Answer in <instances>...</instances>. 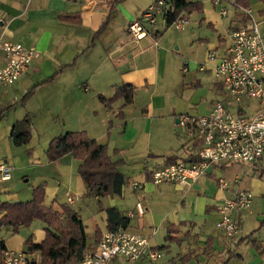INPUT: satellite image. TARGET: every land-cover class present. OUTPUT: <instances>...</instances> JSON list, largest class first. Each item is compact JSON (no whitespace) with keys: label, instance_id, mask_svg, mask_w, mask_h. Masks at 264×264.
Masks as SVG:
<instances>
[{"label":"crops","instance_id":"obj_1","mask_svg":"<svg viewBox=\"0 0 264 264\" xmlns=\"http://www.w3.org/2000/svg\"><path fill=\"white\" fill-rule=\"evenodd\" d=\"M116 1L0 0V38L36 51L23 76L13 85H0V94L4 93L7 98L12 92L19 98L35 87V92L45 90L44 105L39 109L34 107L36 95L31 96L23 102L26 106L18 113L17 121L26 116L44 115L46 107L51 109L53 104L65 107L62 112L57 111L62 126L55 137L66 132L86 131L91 138L106 145L112 159L121 161L119 169L125 176L126 185L130 181L127 172L134 169L140 172L141 180L130 182V190L135 195H131L125 185L120 196L87 197L86 186L79 174L81 161L67 155L50 162L44 147L22 149L28 154L23 168L35 170V183L45 185L44 204L47 207L61 212L62 206L68 205L81 215L88 235L87 252L96 248L101 237L109 231L104 209L117 207L126 216L134 213L128 230L147 236L151 246L163 253L156 261L142 259L133 264H264V159L249 166L241 180L239 175L232 182L226 180L223 172L229 164H225L211 167L192 186L168 183L174 189L169 192L178 195L172 202L173 209L167 210L159 221L156 214L150 215L151 201L145 190L140 191L151 181L152 171L167 165L169 159L189 162L199 150L196 136L190 130L186 129L190 138L187 143L180 140L176 144L172 136L181 138L178 121L185 115L171 102L172 91L179 84L180 74L190 65H183V57L173 55L169 45L173 37L167 33L171 26L163 19H159L157 26L150 28L144 38L135 40L130 36L129 25L140 19L157 0ZM190 1L199 2L202 9L188 16L201 19L195 23L199 29L184 37L191 38L198 49L204 50L205 63H208L209 53H223L231 44V31L240 20V13L227 3L229 17L222 18L214 4L212 10L208 6L213 0ZM250 7L262 25L260 31L264 36V3L250 0ZM65 17L69 20L64 21ZM177 41L181 43L182 37ZM208 64L207 71L213 74L215 63ZM203 81L206 80L197 79L194 83L201 85ZM214 85L217 99L222 96L220 100H224L222 89L218 83ZM124 86L134 90L132 103L126 104L123 97L110 105L101 101V96L114 99ZM215 102L206 104L203 110L199 106L197 111L201 115L207 114ZM109 124H113L112 130ZM10 140L13 144L11 136ZM174 145L178 148L177 153L165 155V146L175 149ZM9 149L4 162L14 168L16 156ZM246 177V188H243ZM220 179L229 183L228 189L220 187ZM25 182H30V178ZM133 183L140 184L141 188L135 190ZM150 188L148 184V190ZM240 189L253 194L252 204L242 213L241 233L229 239L217 229L218 207ZM2 194L0 199L4 201L0 200V206L5 202H25L8 186L0 188ZM69 197L78 200L69 204ZM131 197L136 198V205L131 202ZM4 215L0 214V220ZM29 238L36 244L46 239L42 221H34L30 227H20L17 231L12 226L4 227L0 232V241L9 251L25 253L31 262H39L40 253H26ZM122 262L124 260L119 259L112 264Z\"/></svg>","mask_w":264,"mask_h":264},{"label":"built area","instance_id":"obj_2","mask_svg":"<svg viewBox=\"0 0 264 264\" xmlns=\"http://www.w3.org/2000/svg\"><path fill=\"white\" fill-rule=\"evenodd\" d=\"M232 4L240 13V20L231 31V44L223 51L209 53L208 63H215L213 74L222 89L224 100L214 103L207 114L182 115L178 126L190 130L196 136L199 150L191 161L178 160L162 168L154 169L151 181L155 185L171 183L192 186L213 166L225 164L256 165L264 159V36L259 22L250 6L240 5L234 0H213V4L223 18L229 17L226 4ZM169 6L165 0H157L142 15L132 22L128 31L135 40L144 38L150 28L156 27L159 19L166 21ZM167 22V21H166ZM190 23L188 15H181L171 26L185 30ZM36 51L21 43L0 38V84L12 85L25 73L35 57ZM208 63L200 66V71L208 70ZM256 100L253 108L250 101ZM253 114H249L251 111ZM1 181L12 179L11 168L0 165ZM238 182V180H236ZM222 189L229 183L219 180ZM135 190L140 184L133 183ZM253 194L247 190H237L218 207L220 220L217 229L225 237L239 236L242 227V213L251 208ZM78 198L69 197L74 204ZM130 212L128 217H133ZM163 253L151 246L147 236L118 229L106 232L96 248L87 252L80 264H112L123 259L120 264H133L142 259L156 261ZM0 264H31L25 253L5 250L0 254Z\"/></svg>","mask_w":264,"mask_h":264},{"label":"trees","instance_id":"obj_3","mask_svg":"<svg viewBox=\"0 0 264 264\" xmlns=\"http://www.w3.org/2000/svg\"><path fill=\"white\" fill-rule=\"evenodd\" d=\"M122 1L117 0L115 3ZM165 1L169 6L166 17L169 27L181 15H188L202 9L199 2L190 0ZM259 1L264 3V0ZM234 2L250 6V0H234ZM63 20L68 21L69 18L65 17ZM104 28L105 25L102 30ZM56 75L57 73L48 81ZM35 89L36 87L27 92L24 101L34 94ZM133 96L134 90L124 86L119 89L114 99L103 96L100 99L105 105H110L115 99L123 97L126 104H130ZM32 127L30 116L17 121L10 135L13 144L16 146L29 144L32 138ZM46 155L50 162L58 161L67 155L81 161L79 174L87 189L86 196L89 198L120 196L126 185L125 176L119 169L121 161L113 160L108 154L107 146L91 138L86 131L66 132L53 138L46 150ZM175 161L176 159H169L167 164ZM44 198L45 185H40L33 189L32 198L28 201L3 203L0 206V214L5 213V215L0 220V232L4 227L12 226L17 231L20 227H30L34 221H42L45 224L46 239L41 244L34 243L31 238L26 242V253L41 255L39 262L33 261L31 264H80L88 248V235L81 215L68 205H63L61 212L47 207L44 204ZM104 210L108 216L109 231L128 229L131 223L130 217L124 215L117 207H108ZM168 240L172 238L168 237ZM5 250H8L6 244L0 241V254Z\"/></svg>","mask_w":264,"mask_h":264},{"label":"rangeland","instance_id":"obj_4","mask_svg":"<svg viewBox=\"0 0 264 264\" xmlns=\"http://www.w3.org/2000/svg\"><path fill=\"white\" fill-rule=\"evenodd\" d=\"M209 7L214 9L213 3H209ZM216 11V10H215ZM219 13V12H218ZM220 15V13H219ZM221 16V15H220ZM222 17V16H221ZM223 18V17H222ZM201 18L198 17H190V23L186 26L185 30H178L175 27L169 28L167 33H169L173 37V41H170L169 45L173 55L183 57V65L188 64L190 67H186V71L180 74L179 84L174 88L171 95V102L176 104L179 108L182 109L183 114H189L192 116L201 115L197 109L199 106H202V110L206 108V104L210 105L212 102L222 99L218 97L214 91V83H217L216 77L210 73L209 71L202 72L200 71L201 64L205 63V55L204 50L198 49V46L194 44L189 37H184V35L190 31L198 30L199 25L195 26L196 21H200ZM259 28H262V25H259ZM182 37V42H178L177 39ZM207 78H203L204 76ZM210 75V76H209ZM204 79L203 83L195 84V80ZM3 85V84H0ZM13 85V84H12ZM5 86V85H3ZM45 91V90H44ZM42 90L34 92L35 96V106L37 109L40 108L41 105H44L45 101V93ZM37 93V94H35ZM27 94V93H26ZM25 95H20L17 98L14 93L10 92L8 97H5V94H0V164L5 163L11 168V172L13 170L12 176L13 180L10 182H3L0 178V188L2 189L5 186H8L11 189L12 193L19 195L20 200L27 201L32 198L33 189L38 185L35 183V170H29L27 168H23L24 159L28 156L26 152L22 149L29 148H39L44 147V152L47 150L50 141L55 138L57 134V129H60L62 126L61 117L57 115V111L60 113L65 110V107L62 108L57 104H53L51 109L46 107L44 110V115L35 116L31 115V120L33 123L32 127V138L29 144L23 146H15L11 143L10 134L13 123L17 121L18 113L24 111L25 104L23 102H27L28 99H25ZM32 95V96H33ZM16 96V97H15ZM251 106L254 108L257 105L256 100L250 101ZM33 108V106H32ZM43 108V107H42ZM201 111V110H200ZM250 115L253 114L252 110L248 112ZM175 121V120H174ZM175 123V122H174ZM110 130L113 128V124H109ZM178 132L181 135V138H178L175 134H172L173 138L176 140V144L180 143V140H184L189 142L190 138L187 135V130L180 127ZM7 138V140H6ZM27 146V147H26ZM11 148L16 156L17 166L13 168V166L9 162H4L5 159L8 158ZM175 149H164V154L167 155V152L177 153L178 148L174 145ZM20 149V150H17ZM18 151V152H17ZM23 152V153H20ZM253 166L249 164H229L228 168L223 172V177L226 180H235L236 176L239 175L240 180L245 177V173L248 171V167ZM13 168V169H12ZM29 176V177H28ZM127 176L129 178V183L126 185L127 191L130 190V182L133 180L140 181V172H137V169L130 170L127 172ZM30 178V182H25L26 179ZM248 177L245 178L243 188H246V182ZM148 184L151 185L150 190H148ZM147 187L141 188L143 192L146 191L147 199L151 201L150 207L152 208L150 215L152 213L157 215V221L163 217L164 213L168 210H172L174 205L173 201L178 197L177 192L171 193L174 191L173 188L168 186V183H163L159 186H155L152 181L146 182ZM173 185V184H172ZM175 186V185H174ZM138 192V193H140ZM135 193L131 191V195ZM4 194L0 195L2 197ZM63 196V195H62ZM136 197V196H135ZM108 198V197H105ZM1 200V199H0ZM4 200H1L3 202ZM161 201V202H159ZM131 202L136 205V198L131 197ZM134 205V206H135ZM123 206V205H122ZM124 207V206H123ZM152 216V215H151ZM137 220V219H134ZM258 230V229H257Z\"/></svg>","mask_w":264,"mask_h":264},{"label":"water","instance_id":"obj_5","mask_svg":"<svg viewBox=\"0 0 264 264\" xmlns=\"http://www.w3.org/2000/svg\"><path fill=\"white\" fill-rule=\"evenodd\" d=\"M89 8H92V5H90V7Z\"/></svg>","mask_w":264,"mask_h":264}]
</instances>
